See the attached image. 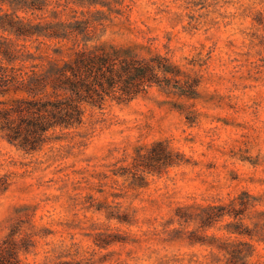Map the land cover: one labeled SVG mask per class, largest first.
Here are the masks:
<instances>
[{
	"label": "rangeland",
	"instance_id": "374dc122",
	"mask_svg": "<svg viewBox=\"0 0 264 264\" xmlns=\"http://www.w3.org/2000/svg\"><path fill=\"white\" fill-rule=\"evenodd\" d=\"M69 1L96 26L91 44L166 55L198 93L153 85L32 153L0 136V241L20 217L35 240L21 264H264V0ZM157 141L175 161L144 172ZM237 196L242 214L194 218L210 204L241 208Z\"/></svg>",
	"mask_w": 264,
	"mask_h": 264
},
{
	"label": "trees",
	"instance_id": "16d2710c",
	"mask_svg": "<svg viewBox=\"0 0 264 264\" xmlns=\"http://www.w3.org/2000/svg\"><path fill=\"white\" fill-rule=\"evenodd\" d=\"M69 3L59 7L60 0H0V136L32 153L85 124L88 110L102 109L109 101L129 102L153 85L169 96H197L199 79L166 55L143 57L113 45L91 44L100 38L96 26ZM67 9L73 12L69 18L47 19ZM42 45L51 51H40ZM172 154L157 141L137 165L144 172L160 171L174 163ZM3 177L2 188H7L9 176ZM235 200L241 208L210 204L194 218L209 226L226 213L240 215L248 202L240 196ZM176 215L179 220L193 218L181 208ZM24 222L17 217L0 241V264H21L19 253L35 245L32 234L22 232Z\"/></svg>",
	"mask_w": 264,
	"mask_h": 264
}]
</instances>
